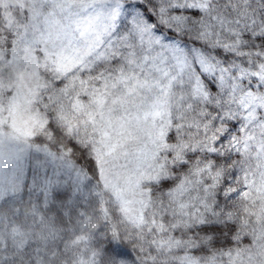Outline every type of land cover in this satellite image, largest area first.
<instances>
[{
    "label": "snow or ice",
    "instance_id": "6c2138e0",
    "mask_svg": "<svg viewBox=\"0 0 264 264\" xmlns=\"http://www.w3.org/2000/svg\"><path fill=\"white\" fill-rule=\"evenodd\" d=\"M5 204L0 264H264V0H0Z\"/></svg>",
    "mask_w": 264,
    "mask_h": 264
},
{
    "label": "trees",
    "instance_id": "16d2710c",
    "mask_svg": "<svg viewBox=\"0 0 264 264\" xmlns=\"http://www.w3.org/2000/svg\"><path fill=\"white\" fill-rule=\"evenodd\" d=\"M18 188V187H17ZM8 195H11V191L7 192ZM28 205V198H27V194L25 195V201H24V204L20 205L21 207V213L22 215L17 218L18 221H23L24 219V216H23V211H24V208L27 207ZM0 215H6L8 216L9 218H11V216L13 215L11 210H10V205L9 204H5L3 205V207H0Z\"/></svg>",
    "mask_w": 264,
    "mask_h": 264
},
{
    "label": "rangeland",
    "instance_id": "374dc122",
    "mask_svg": "<svg viewBox=\"0 0 264 264\" xmlns=\"http://www.w3.org/2000/svg\"><path fill=\"white\" fill-rule=\"evenodd\" d=\"M6 180H7V177H6ZM16 187H19L18 185H16ZM5 191L6 192H9V191H11V188H9V186H8V184L6 183L5 184Z\"/></svg>",
    "mask_w": 264,
    "mask_h": 264
}]
</instances>
